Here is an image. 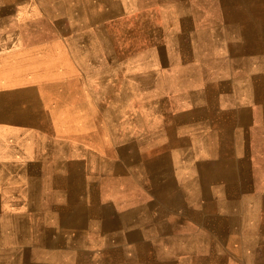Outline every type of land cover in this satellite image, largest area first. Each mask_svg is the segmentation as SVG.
Returning a JSON list of instances; mask_svg holds the SVG:
<instances>
[{"label": "crops", "instance_id": "crops-1", "mask_svg": "<svg viewBox=\"0 0 264 264\" xmlns=\"http://www.w3.org/2000/svg\"><path fill=\"white\" fill-rule=\"evenodd\" d=\"M263 129L264 0H0V264H264Z\"/></svg>", "mask_w": 264, "mask_h": 264}, {"label": "bare ground", "instance_id": "bare-ground-1", "mask_svg": "<svg viewBox=\"0 0 264 264\" xmlns=\"http://www.w3.org/2000/svg\"><path fill=\"white\" fill-rule=\"evenodd\" d=\"M169 1V0H168ZM212 3V2H211ZM200 17V16H199ZM259 96V95H258ZM258 98V97H257ZM3 120V119H2ZM248 118L245 117V118H242L240 121H247ZM11 121V120H10ZM17 121V120H16ZM200 133L202 135H200L201 137H199L198 139H196L198 141V143H201V145L203 146V150H209V152H215L216 154L219 155H223V153H233L235 154V151H236V143H238L237 139L241 138V139H245L247 140L246 142H252V130L249 131V130H237V131H234V130H231L229 128H220L219 130H215L213 131L211 134L209 135H205L204 132L200 131ZM236 136H238V138H236ZM254 141H255V144L257 146H260L259 150L260 153L257 154L258 156H262V158H264V129L261 130V131H257L254 135ZM220 140V141H219ZM217 141H219V146L215 143H217ZM221 142L223 144H221ZM234 143H235V148H234ZM193 154V153H192ZM245 161V160H244ZM244 161H236L235 162V166H236V169H238L239 167H241L242 169L244 170H247L249 169V163L247 165V161L244 162ZM245 163V164H244ZM243 166V167H242ZM243 170V172H244ZM34 179V178H33ZM21 181H24V180H21ZM32 182V181H31ZM33 185L35 183H32ZM83 183H76L75 185L78 186V185H82ZM27 185L26 182H24L22 184L23 188ZM36 186L35 187H38L37 185L38 184H35ZM90 185V184H89ZM95 185V184H94ZM31 186V185H29ZM28 186V187H29ZM26 189V188H25ZM79 189V188H78ZM92 189V188H91ZM32 195V194H31ZM34 197H32V201H37L38 200V195H33ZM252 196V195H251ZM250 198V197H249ZM28 201V200H27ZM252 201V200H251ZM250 204V203H249ZM252 204V203H251ZM248 206V205H247ZM252 207V205H249ZM243 207V206H242ZM246 212V211H245ZM244 212V213H245ZM247 213V212H246ZM250 213V212H249ZM251 214V213H250ZM245 217H246V214H245ZM243 220H244V216H243ZM3 223V224H2ZM5 222L4 221H1L0 220V226H1V232H0V236L3 235V231L5 229ZM17 224V223H16ZM4 226V227H3ZM18 228L17 226L15 225H11L10 226V229L14 230ZM11 230V232H12ZM22 231V235H24L25 233H29L28 231L25 232V230H21ZM14 234H16V232L14 231Z\"/></svg>", "mask_w": 264, "mask_h": 264}]
</instances>
